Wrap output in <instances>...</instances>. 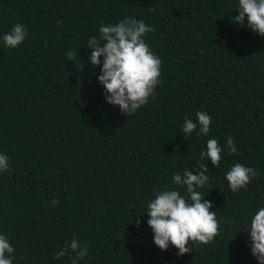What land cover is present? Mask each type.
Returning a JSON list of instances; mask_svg holds the SVG:
<instances>
[{"label":"trees","instance_id":"trees-1","mask_svg":"<svg viewBox=\"0 0 264 264\" xmlns=\"http://www.w3.org/2000/svg\"><path fill=\"white\" fill-rule=\"evenodd\" d=\"M237 7L238 0H0V153L10 158L0 173V234L16 249L13 264H71L55 254L73 237L88 245L79 264H258L243 231L264 207V37L247 17L243 26L233 22ZM125 17L155 28L144 39L162 61L155 96L129 117L105 101L102 63L93 66L86 48L101 22ZM16 23L28 36L6 48L2 37ZM69 50L82 69L68 61ZM200 110L212 118L210 132L185 138L184 118L196 121ZM229 136L238 154H227ZM212 138L224 147L218 168L200 160ZM237 162L259 176L233 194L225 174ZM196 163L209 168L211 184L200 191L219 234L208 245L189 241L193 251L178 257L171 244H154L145 212L154 192L178 187L172 174Z\"/></svg>","mask_w":264,"mask_h":264},{"label":"clouds","instance_id":"clouds-1","mask_svg":"<svg viewBox=\"0 0 264 264\" xmlns=\"http://www.w3.org/2000/svg\"><path fill=\"white\" fill-rule=\"evenodd\" d=\"M235 10L239 14L234 16L233 22L243 26L247 17V27L264 37V0H238ZM154 31L155 28L143 20L125 17L115 24L101 22L98 36H91L87 41L86 48L91 50V64L98 66L102 63L98 82L103 85L105 101L119 106L121 113L128 117L146 105L150 97L155 96L156 87L161 83L162 61L150 50L144 39L146 34ZM27 36V28L22 23H16L10 31L4 33L2 39L6 48L14 49ZM200 54L203 55V51ZM66 57L68 61H74L78 69L83 68V64L82 67L79 66L81 61L77 51L69 50ZM195 115L196 121L187 116L184 118L181 132L185 138H189L197 129L198 137L207 136L211 130L212 118L208 112L200 110ZM225 146L229 156L238 154L231 136L227 137ZM222 151L224 147L217 139H208L206 150L200 152V160H210L218 168ZM9 168V156L0 153V173L8 172ZM208 172L209 168L202 163H196L192 171L184 166L182 173H174L171 177L177 188L158 190L153 193L154 199L148 201L145 212L149 217L147 224L153 232L154 244L161 250H167L171 244L178 249L177 256H183L193 251L187 246L189 241L196 246L208 245L219 234L216 212L210 211L213 205L204 198L207 194L200 191L211 184ZM258 176L259 172L255 168L237 162L230 166L225 179L234 194L247 189L251 180ZM181 188L184 189L183 193ZM51 202L53 205L59 203L56 199ZM135 220L139 225V215ZM243 232L251 242V254L258 264H264V207H260L251 216L250 224ZM15 252L8 236L0 234V264H13ZM66 255L71 264H79L88 255L87 243L73 237L56 252L55 259L59 260Z\"/></svg>","mask_w":264,"mask_h":264}]
</instances>
